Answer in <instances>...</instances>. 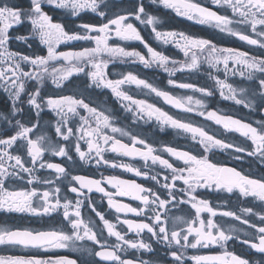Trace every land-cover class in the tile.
<instances>
[{"label":"snow or ice","instance_id":"6c2138e0","mask_svg":"<svg viewBox=\"0 0 264 264\" xmlns=\"http://www.w3.org/2000/svg\"><path fill=\"white\" fill-rule=\"evenodd\" d=\"M102 2L103 0H100V2L98 0H30V7L24 9L18 4L10 2V0H0V86L8 92L12 101V116L23 111L22 108L17 107V104L22 102L21 96L26 91L25 82L27 80H36L38 84L42 83L44 73H47L51 76L53 83L60 87L61 82L68 80L73 74L84 72V67L79 65L81 61H86L90 68L94 69V71H89L87 75L95 86L110 89L115 97L129 102L130 105H135L137 112L147 115L149 119L154 117L162 126L167 125L190 134L191 139L199 143L205 153L213 148L232 149L236 153L245 152L248 156H259L264 161V121L257 122L260 124L258 128L216 110H206L207 105L203 100L193 99L192 96H173L169 92L160 90L149 82L138 78L132 72L123 74L122 78L118 80L107 79L104 69L107 68L108 62L99 58L102 54L111 57L130 58L132 63L139 62L145 68L157 64L171 76L175 71L198 69V57L196 51L193 50L200 53L207 52L208 55L205 59L211 68L216 69L217 65L223 64L226 74L231 71L233 75L239 74L248 80L258 79V90H252L251 95L253 97L258 95L262 102H264V75L257 78L256 73L264 74V59L249 56L246 52L232 48H217L207 39L193 38L184 33H162L157 31L155 28L158 23L157 18L146 12L142 2L134 6L131 11L125 14H116L114 18H108L107 22H102L98 26L91 24L78 25L79 28L84 30L83 33L67 32L61 23L53 22L52 17L43 10V5L47 3L54 8L68 11L73 17L78 16L82 10H89L103 20L107 14L100 9V3ZM156 2L157 0H152V3ZM158 2L165 8L174 10L178 16H184L202 25H213L221 32L236 36L249 45L264 48V40L250 38L249 35L230 27L233 24L250 26L257 37H264V0H212V4L217 7L231 9L233 13L231 18L218 14L208 7L201 6L195 0H158ZM130 18L152 26L157 40H162L165 44L172 40L175 46L184 53L185 57L192 53L191 62L180 64L179 68H168L169 62L175 65L177 61H170L169 57L145 43L133 23L129 22ZM25 21L31 24L30 35L17 36L15 39L24 42L32 38L37 39L41 45L46 46V56L37 55L33 57L9 50V41L12 39L10 29L23 24ZM90 33H96V35H90ZM113 33L120 41H139L147 49L149 58L141 55L138 51H127L123 47L110 46L108 41ZM177 36L178 39H176ZM80 40L94 42L95 47L84 48L83 51L79 52L56 51L61 43ZM61 60L65 62L66 66L53 67L52 71L49 72L48 65L50 62ZM73 61L76 63H72ZM230 62L231 68L229 67ZM25 65H29L30 70H25ZM238 67L239 71L237 73L236 69ZM211 78L215 80L216 85L219 87L221 99L231 101L238 106L243 105L246 108H253V101L248 98L246 89L240 88L238 90L215 76ZM126 83L148 89L157 97L162 98L165 103L182 112L194 113L205 120L222 126L225 131L239 133L251 141L252 150L249 151L246 148L218 139L200 126L175 119L145 100L134 99L122 90L121 86ZM168 83L182 89H192L194 92L201 93L204 97L213 95L210 89L189 83L177 84L171 79ZM27 95L26 103L31 109L35 110L37 117H39L45 105L55 113L58 118L55 132L58 137L67 141L70 137L75 136L77 140L75 151L81 161L87 163L94 156L97 164L103 163L112 168L120 167L124 171L134 173L136 176H143L145 179L155 181L156 185L167 191V195L162 196L159 190L122 180L116 176L89 179L81 175H72L68 191L75 194L77 199L74 205L67 197L64 198L62 203L59 196L61 188L55 185L56 180L67 178L68 173L64 167L58 164L43 162V156L46 152H51L52 155L60 157L67 156L66 148L64 146L53 147L50 142H46L43 135L36 136L35 139L32 138L31 134L39 126L38 123L28 125L16 120L17 130L15 134L7 138H0V209L37 217L50 216L52 213L63 209V218L68 222L72 232L69 234L62 230H12L0 227V245L49 251L69 246L74 247L76 241L87 239L93 244L100 245L102 250L95 252L96 256L101 260L114 262V264H133L130 260L121 259L117 254L122 250V245L132 249L152 251L150 244L145 243L142 239L138 241L125 239V235L116 230V226L107 220L103 213L92 207V201L89 197V207H92V211L103 223L108 236L115 237L117 241L112 250H108L101 243L98 234L90 227L89 223L82 219L80 209L84 200L81 197L86 195L84 190H87V193L95 191L103 194L107 198L109 208L114 209L118 214L131 213L136 217H145L148 222H138L127 218L119 220V217L117 219L121 224L126 225L129 232L135 233L138 237L141 233L147 232L158 243L168 247L171 250L170 255L173 264H185L186 249L209 248L210 246L224 248L229 240L239 239L235 235L240 231L239 229L233 227L226 232L214 222L211 217L217 215L231 217L239 221L240 224L247 225V228L254 229L251 233L245 231L244 236L248 238L241 239L240 243L248 245L256 252L264 253V214L254 213L251 208H242L240 210L241 214L233 211L217 212L210 207L208 201L197 199L195 195L198 189H214L229 194L238 191L242 197L251 196L264 202V179L250 178L235 168L210 162L207 156L199 157L188 151H179L167 146L163 151L182 161L184 165V167L173 166L168 160L154 154L156 149L146 143L145 140L128 133L122 128L113 126L112 118L109 115L90 106L84 99L73 96L49 97L42 103L39 87L34 92L27 93ZM121 106L125 107L127 111H133L128 105L122 104ZM78 109H83L89 115H81ZM70 115L72 117L80 116L81 123L75 129L69 124ZM93 121L95 126H93ZM105 130L113 134L119 133L121 136H127L131 140V146L122 143L115 136L107 134ZM80 140H85L87 143V153L82 150ZM137 145H143V150L136 147ZM14 146L26 150L28 159H25L23 154H13V151L10 150ZM106 152L116 153L124 157H139L145 162V167H147V162L150 160L153 165L158 163L162 168L169 170L171 176L165 174L163 183H161L158 173L149 175L148 172H142L129 164L110 162L105 159L104 153ZM235 158L239 159L240 157ZM29 162L30 167L27 166ZM37 166L39 169L53 170L56 177L54 179L37 177ZM9 181H26V185L30 187L9 188L7 186ZM177 181H180L184 187L177 188ZM72 182H75L79 187L74 186ZM38 184L52 187L51 190L47 188L41 190L36 187ZM103 184L109 185L116 191L114 193L106 191L102 186ZM178 193L182 194L179 200L177 199ZM124 196L139 201L140 206L132 207L114 200V197ZM183 197H187V199H183ZM176 204L190 205L194 209V218L166 217L165 213L168 212L169 205L175 207ZM205 212L209 214L207 220L201 216ZM249 214L257 215L260 223L256 224L243 218V216ZM169 222L171 227H169ZM255 241H258V243ZM187 259L191 260L193 264H249L246 259L226 250L220 255H192L188 256ZM0 264H76V262L64 257L45 260L36 257L0 256ZM143 264H148V262L145 261Z\"/></svg>","mask_w":264,"mask_h":264},{"label":"flooded vegetation","instance_id":"af4514ba","mask_svg":"<svg viewBox=\"0 0 264 264\" xmlns=\"http://www.w3.org/2000/svg\"><path fill=\"white\" fill-rule=\"evenodd\" d=\"M10 2L16 3L24 9L30 7V0H10ZM98 2H100V0H98ZM141 2L145 7L146 12L157 18L158 23L155 25L157 31L162 33H184L185 35L193 38L207 39L217 48H232L238 51L246 52L249 56L264 59V48L249 45L245 41L238 39L236 36L229 35L226 32H221L213 25H202L193 20H189L184 16H178L174 10L165 8L158 2V0L156 3H152V0H103V2L100 3V9L105 11L107 14L106 18L103 20L100 16L89 10H82L76 17L71 16V14L66 10L54 8L47 3L43 5V10L52 17L53 22L61 23L67 32L83 33L84 30L79 28L78 25L91 24L98 26L102 22H107L108 18H114L116 14H125L128 11H131L134 6L140 4ZM195 2L199 3L201 6L208 7L210 10L216 11L218 14L226 15L230 18L233 16L231 9L217 7L212 4V0H195ZM129 22L133 23L145 43H147L154 50L169 57L170 61H177L175 65L169 62L167 65L168 68H179L180 64L191 62L192 53H190L188 57H185L184 53L175 46V43L172 40H170L167 44H165L162 40H157L152 26L142 24L134 18H130ZM230 27L249 35L250 38L264 40V37H257L252 32L250 26L233 24L230 25ZM31 30V24L27 21L10 29L12 39L9 41V50L18 52L21 55H29L33 57L37 55L46 56V46L41 45L37 39L32 38L27 42L15 39L17 36H29ZM90 35H96V33H90ZM178 38L179 37L177 36L176 39ZM108 43L113 47H123L127 51H138L141 55L149 58L147 49L139 41H120L113 33ZM88 47H95L94 42L83 40L71 41L61 43L56 48V51L79 52ZM193 51H196L198 57V69L192 71H175L171 76H169L168 72L159 67L157 64H153L151 67L145 68L139 62L132 63L130 58L119 56L111 57L107 54H102L99 59L108 62L107 68L104 69L107 79L118 80L122 78L123 74L132 72L133 74H136L138 78L149 82L160 90L169 92L173 96H192L193 99H201L207 105L206 110H216L219 113L232 116L233 118L240 119L245 123H249L252 126L259 128L260 124L257 122L264 121V102L261 101L258 95L255 97L251 95L252 90H258L259 80H248L241 77L239 74L233 75L231 71L226 74L223 64L217 65V68L213 69L209 66L205 59L208 55L207 52L200 53L197 50ZM72 63L76 62L73 61ZM64 66H66L64 61H54L50 62L48 69L49 72H51L53 67L60 68ZM79 66L84 67L85 71L75 73L70 76L68 80L62 81L60 87H57L53 83L51 76L47 73H44L42 83L38 84L36 80H27L25 82L26 91L21 96L22 102L17 104V107L22 108L23 111L18 112L15 116H12L11 114L12 101L9 94L2 86H0V114H2V116H0V138H7L8 136L15 134V131L17 130L15 122L16 120H20L22 123L28 125L38 123L39 126L31 134L32 138L35 139L36 136L43 135L46 138V142H50L53 147L58 148L60 146H64L66 148L68 153L67 156H55L52 155L51 152H46L43 156V162L58 164L64 167L68 173L67 178L56 180L55 186H59L61 188L59 196L62 203L65 197L71 200L73 205L77 199L75 194L68 191L69 181L71 180L72 175H81L89 179H102V177L116 176L122 180L135 182L144 187H151L154 190H159L162 196H166L167 191L159 185H156L155 181L145 179L143 176H136L134 173L124 171L120 167L112 168L103 163L97 164L94 156L87 163L81 161L75 151V145L77 143L75 136L70 137L69 140L65 141L56 135L55 127L57 125L58 118L55 113L49 110L45 105L43 111L40 113L39 117H37L35 110L31 109L26 103L28 99L27 93L34 92L38 87L40 88L42 103L49 97L58 98L60 96H73L84 99V101L90 106L95 107L109 115L112 118L111 122L113 126L122 128L128 133L145 140L146 143L156 149L154 154L168 160L173 164V166L184 167L182 161L177 160L175 157H172L167 152L163 151V149L167 146L173 147L179 151H188L199 157L207 156L210 162L225 167L235 168L237 171H240L243 175H247L250 178L264 179V161H262L259 156H248L245 152L236 153L232 149L221 150L218 148L210 149L207 153H205L203 147L191 139L190 134L184 133L181 130L174 129L167 125L162 126L154 117L149 119L147 115L137 112L135 105H130L129 102L122 101L115 97L110 89L102 86H95L87 75L89 71H94V69L90 68L88 62L81 61ZM24 67L25 70H30L29 65H25ZM229 67L231 68V62L229 63ZM236 71L238 73L239 67ZM261 75L264 74L256 73L257 78ZM213 76L219 78L225 83L231 84L238 90L240 88L246 89L248 98L253 101V108H246L243 105L238 106L231 101L221 99L219 95V87L216 85L215 80L211 78ZM170 79L175 81L177 84L189 83L198 87L210 89L213 92V95L210 97H204L201 93L194 92L192 89H182L174 85H170L168 83ZM121 88L126 92V94L130 95L134 99L145 100L147 103L154 105L175 119L190 122L195 126H200L218 139L246 148L249 151L252 150L251 141L247 140L239 133L225 131L222 126L216 125L212 121L205 120L203 117L195 115L194 113L182 112L181 110L172 107L170 104L165 103L162 98L157 97L148 89L127 83L122 85ZM122 104L130 106L133 111H127L125 107L121 106ZM78 111L83 116L89 115L83 109H78ZM80 123V116L72 117L70 115L69 124L71 127L75 129L80 125ZM93 126H95L94 121ZM105 131H107V134L115 136V138L119 139L122 143H126L131 146V140L127 136H121L119 133L113 134L108 130ZM79 143L82 150L87 153V143L85 140H80ZM136 147L143 150V145H137ZM10 151H13V154H23L24 158L28 159L26 156V150L14 146V148ZM104 156L105 159L110 162L129 164L142 172H148L149 175H156L158 173L161 183H163V177L165 174L169 175V177L171 176V172L169 170L162 168L158 163L153 165L150 160L147 162V167H145V162L139 157H124L112 152H106L104 153ZM237 156L240 158H235ZM69 157H71V159H69ZM27 166H31L30 162ZM36 175L41 179H54L56 177V173L53 170L47 168L39 169L38 166ZM72 184L79 187V185L75 184V182H72ZM7 186L9 188L16 189L21 187H30L26 185V181H9L7 182ZM102 186L106 191L113 193L116 191V189L111 188L107 184H103ZM176 186L177 188L184 187L180 181L176 182ZM36 187L41 190L45 188L51 190L52 186L38 184ZM84 191L86 195L81 197V199L84 200V203L80 209L82 219L86 223H89L90 227H92V229L98 234L101 243L108 250H112L117 241L115 237L108 236L107 230L104 229V225L100 221L99 217H97L95 212L92 211V207H95L97 211L103 213L105 218L116 226V230L125 235V239L134 241L142 239L145 243L150 244L152 248V251H145L143 249L137 250L128 248L126 245H122V250L117 253L121 259L130 260L133 264H143L145 261H147L148 264H173L170 255L171 250L168 247L162 243H158L151 237V234L147 232L141 233L138 237L135 233L129 232L126 225L119 222V220L125 218L138 222H148L145 217H136L131 213L118 214L114 209L109 208L107 198L104 197L103 194L95 191L92 193H87V190ZM195 195L197 196V199H204L208 201L210 207L217 212L233 211L237 214H241L240 210L242 208H251L254 213L264 214V202H261L251 196L242 197L238 191H234L229 194L225 191H216L214 189H198ZM89 197L92 201V207H89ZM181 197L182 194L178 193L177 199L179 200ZM183 199H187V197H183ZM114 200L119 203H126L132 207L140 206L139 201L132 200L127 196L114 197ZM194 215V209H192L188 204H176L175 207L169 205L168 212L165 213L166 217L182 216L186 218H194ZM201 216L205 220L209 218V214L206 212L202 213ZM117 217H119V220ZM211 218L226 232L233 227L239 229L240 231L235 234L239 237V239L229 240L225 244L224 248H220L219 246H210L209 248L186 249L185 264H193L191 260L187 259L188 256L220 255L225 250L246 259L249 261V264H264V253L256 252L248 245L240 243L241 239L248 238L244 236V232L247 231L251 233L254 229L247 228V225L240 224L239 221L234 220L231 217L217 215ZM243 218L256 224L260 223L257 215L249 214L247 216H243ZM0 227L12 230H62L69 234L72 232L68 222L63 218V209L56 213H52L50 216L44 217L32 216L26 213L9 212L0 209ZM169 227H171L170 222ZM255 242L258 243V241ZM101 250L100 245L93 244L91 241L85 239L82 241H76L74 247L69 246L67 248L51 249L49 251L0 245V256L36 257L45 260L49 258L55 259L64 257L75 261L76 264H114V262L111 261L101 260L95 255V252Z\"/></svg>","mask_w":264,"mask_h":264}]
</instances>
